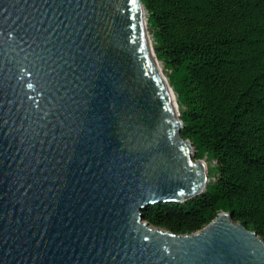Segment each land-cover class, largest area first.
Returning <instances> with one entry per match:
<instances>
[{"label": "water", "instance_id": "water-1", "mask_svg": "<svg viewBox=\"0 0 264 264\" xmlns=\"http://www.w3.org/2000/svg\"><path fill=\"white\" fill-rule=\"evenodd\" d=\"M142 6L0 0V264H264L227 212L190 234L143 220L203 192L208 170Z\"/></svg>", "mask_w": 264, "mask_h": 264}, {"label": "trees", "instance_id": "trees-1", "mask_svg": "<svg viewBox=\"0 0 264 264\" xmlns=\"http://www.w3.org/2000/svg\"><path fill=\"white\" fill-rule=\"evenodd\" d=\"M140 1L179 134L212 163L203 192L149 205L143 220L190 234L224 211L264 241V0Z\"/></svg>", "mask_w": 264, "mask_h": 264}, {"label": "rangeland", "instance_id": "rangeland-1", "mask_svg": "<svg viewBox=\"0 0 264 264\" xmlns=\"http://www.w3.org/2000/svg\"><path fill=\"white\" fill-rule=\"evenodd\" d=\"M146 26H147V25H146ZM147 31H148V29H147ZM148 33H149V31H148ZM160 68H161V73H162V75L165 77L166 81L168 82V86H170V83H169V81H168V77H167L166 71H165V70L163 69V67H162V63H160ZM170 89H171V92H172L173 97H174L175 102H176V94L174 93V91H173V89H172L171 86H170ZM176 104H177V102H176ZM177 112L179 113L178 104H177ZM193 150H194V153H195V149H194V147H193ZM192 159L194 160L195 158H192ZM201 160H202V162L205 163V166L207 167V170H208V167H209L210 165H212V163H209L208 161H206V159H201Z\"/></svg>", "mask_w": 264, "mask_h": 264}, {"label": "bare ground", "instance_id": "bare-ground-1", "mask_svg": "<svg viewBox=\"0 0 264 264\" xmlns=\"http://www.w3.org/2000/svg\"><path fill=\"white\" fill-rule=\"evenodd\" d=\"M145 9L143 8V6L141 7V9H140V13H141V15H142V19H143V22H144V25L146 26V17H145ZM148 32V31H147ZM148 38L150 39V36H149V34H148ZM151 41V40H150ZM150 50H151V48H150ZM160 68V64L158 63V69ZM161 69V68H160ZM165 78V77H164ZM165 82H166V86H167V88H168V91H169V93H170V95H171V97H172V99H173V101H174V103H175V99H174V97H173V94H172V92H171V89H170V87L167 85L168 83H167V81H166V79H165ZM193 150V149H192ZM204 163V162H203ZM205 164V163H204Z\"/></svg>", "mask_w": 264, "mask_h": 264}]
</instances>
